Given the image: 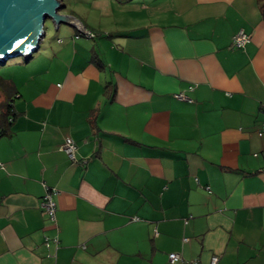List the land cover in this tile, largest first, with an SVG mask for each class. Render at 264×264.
I'll return each instance as SVG.
<instances>
[{
  "label": "crops",
  "instance_id": "crops-1",
  "mask_svg": "<svg viewBox=\"0 0 264 264\" xmlns=\"http://www.w3.org/2000/svg\"><path fill=\"white\" fill-rule=\"evenodd\" d=\"M181 1L0 77V264H264L262 3Z\"/></svg>",
  "mask_w": 264,
  "mask_h": 264
},
{
  "label": "rangeland",
  "instance_id": "rangeland-1",
  "mask_svg": "<svg viewBox=\"0 0 264 264\" xmlns=\"http://www.w3.org/2000/svg\"><path fill=\"white\" fill-rule=\"evenodd\" d=\"M178 1L182 2L181 0H63L61 11L76 15L84 21V25L97 33H114L122 28L143 24L159 15L164 16L165 11L170 12L175 9ZM261 3L264 8V0H261ZM45 25L47 34L41 43L42 49L34 52L32 56L40 54L47 46H53L55 39L58 36L64 37L65 29L71 27L63 23L57 27L50 19L46 20ZM77 32L84 35L83 31L77 30ZM27 61L22 56H16L9 58L6 63L0 62V77L11 79L21 72L20 67ZM5 101H7L6 92L0 87V108L7 110Z\"/></svg>",
  "mask_w": 264,
  "mask_h": 264
},
{
  "label": "water",
  "instance_id": "water-1",
  "mask_svg": "<svg viewBox=\"0 0 264 264\" xmlns=\"http://www.w3.org/2000/svg\"><path fill=\"white\" fill-rule=\"evenodd\" d=\"M63 0H0V62L22 56L28 60L46 36V20L86 32L83 21L61 11Z\"/></svg>",
  "mask_w": 264,
  "mask_h": 264
},
{
  "label": "built area",
  "instance_id": "built-area-1",
  "mask_svg": "<svg viewBox=\"0 0 264 264\" xmlns=\"http://www.w3.org/2000/svg\"><path fill=\"white\" fill-rule=\"evenodd\" d=\"M87 35L93 36L94 33L86 30ZM80 34H77L76 37H79ZM251 39V34L245 32L244 30H239L234 36H233V41L232 45L235 47H244V45ZM178 97L180 98H187V96L183 93H178ZM258 134L260 136H264V120L261 122L260 127L258 129ZM63 150L67 153L69 158L73 161H77L76 157V150H77V144L74 141L72 137H66L64 144H63ZM257 154V153H256ZM0 166H3V163L0 161ZM261 170L264 172V164L261 168ZM57 193V189L54 187H49L46 186L45 193L43 195L41 205L43 210L48 214L50 219L54 220L55 219V213H56V208H57V202L55 200V195ZM54 242H58V238L55 237L53 238ZM45 244L47 246L51 245V239L50 237L46 236L45 237ZM219 255H214L211 258V264H217L219 261ZM169 259L171 262L175 263L177 261H184V257L181 253L179 252H170L169 253Z\"/></svg>",
  "mask_w": 264,
  "mask_h": 264
},
{
  "label": "trees",
  "instance_id": "trees-1",
  "mask_svg": "<svg viewBox=\"0 0 264 264\" xmlns=\"http://www.w3.org/2000/svg\"><path fill=\"white\" fill-rule=\"evenodd\" d=\"M261 8H262V12H263V14H264V8H263V6L261 5ZM2 86L4 87L5 86V88H8L9 87V89H10V85L9 84H5V83H2ZM7 108H8V105H7ZM8 110V109H7ZM2 111L1 109H0V125H1V122H3V121H8L9 120V116H10V111ZM5 127V126H4ZM0 128H1V132L3 131V127H1L0 126ZM3 132H7L6 130L5 131H3Z\"/></svg>",
  "mask_w": 264,
  "mask_h": 264
}]
</instances>
